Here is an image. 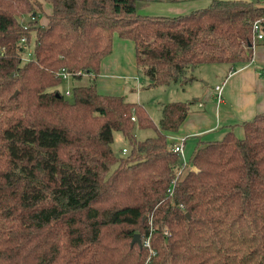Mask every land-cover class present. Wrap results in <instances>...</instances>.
Returning <instances> with one entry per match:
<instances>
[{"label": "trees", "instance_id": "16d2710c", "mask_svg": "<svg viewBox=\"0 0 264 264\" xmlns=\"http://www.w3.org/2000/svg\"><path fill=\"white\" fill-rule=\"evenodd\" d=\"M48 1L39 25L38 0H0V264H144L147 238L149 264H264V113L241 137L198 141L183 165L170 138L187 103L160 104L155 126L139 103L94 82L72 85L70 99L57 90L61 69L71 83L95 80L115 34L134 44L148 88L183 89L201 65L250 61L264 8L212 0L152 17L136 0ZM135 127L154 136L136 140ZM115 133L130 145L120 155Z\"/></svg>", "mask_w": 264, "mask_h": 264}, {"label": "crops", "instance_id": "0c3cea01", "mask_svg": "<svg viewBox=\"0 0 264 264\" xmlns=\"http://www.w3.org/2000/svg\"><path fill=\"white\" fill-rule=\"evenodd\" d=\"M211 1L136 0L135 9L140 16L174 17L207 7ZM256 2L264 8V0H256ZM113 42H115V46ZM117 52L120 54L118 57H116ZM112 54V58L103 62L106 57H110ZM133 54L134 44L132 41L121 39L115 34L111 53L104 57L100 63L101 80L98 87L103 92L99 93L100 95L124 96L128 101L135 102L125 94L124 90L125 79L138 69L136 63L135 66L132 64L131 56ZM199 67L195 70H198ZM225 67L220 75L217 72L214 74L215 80L217 76L221 78L223 76L213 86H222L221 102H217L212 90L202 92L201 95L205 97V101H211L205 104L198 102L193 106L188 105V114L183 124L177 134L171 137L184 138L183 147L186 158L190 157L198 141L221 140L227 131H233L238 137L243 136L242 125L252 121L256 115L264 113V41L255 42L249 62L238 63L233 67L226 65ZM98 75L95 80L91 79V83L94 82L95 87ZM66 83L70 86L71 82ZM80 84L83 83L80 82ZM100 91L97 90V92ZM194 96H199V94H194ZM171 138L170 140H172Z\"/></svg>", "mask_w": 264, "mask_h": 264}, {"label": "rangeland", "instance_id": "374dc122", "mask_svg": "<svg viewBox=\"0 0 264 264\" xmlns=\"http://www.w3.org/2000/svg\"><path fill=\"white\" fill-rule=\"evenodd\" d=\"M40 2L41 11L37 16V23L41 25L42 23L45 24L46 21V14L49 13L50 5L48 0H38ZM29 15H24L20 17V21L26 23L28 22ZM115 46V42H113ZM32 49V44L29 45ZM120 54L118 52L116 53V57H118ZM26 52L23 51L22 57L25 58ZM113 57V54L110 57H106L103 62H106V60H109ZM132 58V64L135 66V58L134 54L131 56ZM102 62V63H103ZM224 66V67H223ZM225 65L221 64H213V65H201L198 70H194L190 72L189 74L191 76H194L195 81L194 83L186 85L183 89L179 86L178 83L170 84L168 86H157V87H147V80L143 76L140 69H136L133 74L128 76V78L125 79L124 84V90L125 94L129 95L132 100H135L136 103H139L148 113L149 117L153 121L155 126H158L159 119L161 117L160 112V104L162 103H170V102H184L188 105H195L196 103L200 102L202 104H205L207 102H210L211 100L205 101V97L201 95L202 92L212 90L213 93L216 96V92L214 90V84L217 81H220L222 78L220 76H217L216 80L214 79V74L217 72L219 75L221 71L226 68ZM217 74V75H218ZM86 78L81 77L80 82L83 84H80V82L72 81L73 83L67 84L66 82L61 83L57 90L61 92L62 95H64V91L67 88H72V85H85L84 82ZM100 72L96 79V89L100 91L98 84H100ZM71 82V80H70ZM89 82L88 80L86 81ZM112 82V81H111ZM89 85V84H88ZM102 94L103 92H98ZM194 94H199V96H194ZM65 96V95H64ZM67 99H70L69 96H65ZM198 99L197 101L194 99ZM222 98V96H221ZM130 100V99H129ZM154 136V131L152 129H139L138 127H135L134 131V137L136 140L145 139L147 137ZM188 145V144H186ZM130 148V145L127 140H125L120 134L115 133L114 134V141L112 144V149L114 153L120 155V151L122 149L128 150Z\"/></svg>", "mask_w": 264, "mask_h": 264}, {"label": "built area", "instance_id": "2783aa9c", "mask_svg": "<svg viewBox=\"0 0 264 264\" xmlns=\"http://www.w3.org/2000/svg\"><path fill=\"white\" fill-rule=\"evenodd\" d=\"M252 40L253 42L255 43L256 41H264V26H262L258 21L254 22L252 24ZM19 45H20V48H21V51H22V54H23V51L26 52V56L25 58H23V61H28L31 57H32V52L33 50L31 49V47H29L28 43H27V40L25 38H22L19 42ZM58 77L59 79L62 81V82H69L70 79H71V75L65 71L64 69H61L58 73ZM81 77H84L86 78L85 80L89 81L88 83L85 81L84 84L85 86H88V84L90 85L91 84V79H92V75L90 74H82ZM214 90L216 92V99H217V102H221V96H222V86H216L214 87ZM64 95L65 96H70L71 95V90L70 89H66L64 91ZM131 120L134 121V117L132 116L131 117ZM172 141H174L173 143V152L176 153L179 157V159L183 162V165L186 164V157H185V152H184V138H179V139H175V138H171ZM123 153L126 152L125 149L122 150ZM195 170V169H194ZM165 233H167L165 231ZM142 246L148 250V257L146 259V261L144 262V264H149V260L151 258V256L153 255V253L151 252V249H150V243H149V238H147L146 240H144L142 242Z\"/></svg>", "mask_w": 264, "mask_h": 264}, {"label": "water", "instance_id": "95a60500", "mask_svg": "<svg viewBox=\"0 0 264 264\" xmlns=\"http://www.w3.org/2000/svg\"><path fill=\"white\" fill-rule=\"evenodd\" d=\"M196 171V170H195ZM188 217V215H186ZM137 244L138 246H141V238L138 234L134 235L131 245Z\"/></svg>", "mask_w": 264, "mask_h": 264}]
</instances>
